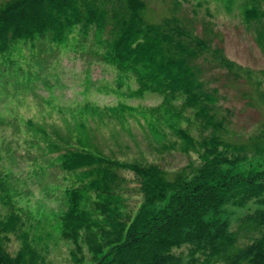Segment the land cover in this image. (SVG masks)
Listing matches in <instances>:
<instances>
[{
	"label": "trees",
	"instance_id": "16d2710c",
	"mask_svg": "<svg viewBox=\"0 0 264 264\" xmlns=\"http://www.w3.org/2000/svg\"><path fill=\"white\" fill-rule=\"evenodd\" d=\"M177 5L172 0L171 14L158 23L144 18V0H7L0 7V55L17 42L48 36L63 46L75 29L92 30L100 61L135 82L129 97H161L156 108L138 111L153 128L156 151L196 155L197 162L189 159L175 172L155 162L109 158L94 150L82 124L75 144L58 157L59 168L81 182L64 191L65 209L55 223L73 245L75 264H84L85 248L89 264H183L173 249L185 244L201 252L195 258L189 251L187 264H264V133L242 145L224 139L217 90L204 74L213 65L234 64L206 25L197 35L175 14ZM242 13L246 22L264 19L256 7L245 6ZM109 111L123 122L135 110L118 105ZM161 124L176 141L160 139ZM122 171L138 184L141 202L134 216L124 210L128 180ZM250 205L254 210L228 231L221 212ZM18 223L13 213L0 221V264H36L27 236L14 255L3 246L4 235L16 232Z\"/></svg>",
	"mask_w": 264,
	"mask_h": 264
},
{
	"label": "rangeland",
	"instance_id": "374dc122",
	"mask_svg": "<svg viewBox=\"0 0 264 264\" xmlns=\"http://www.w3.org/2000/svg\"><path fill=\"white\" fill-rule=\"evenodd\" d=\"M5 1L0 0V7ZM144 1L143 16L149 23L171 14L172 0ZM175 1V14L197 35H203L206 25L214 44L234 64L231 69L213 65L204 79L217 90L224 139L247 144L251 137L264 133V19L246 22L242 9L256 7L264 12V0ZM68 38L66 45L57 46L48 36L37 37L12 44L0 55V221L11 213L19 217L17 231L4 235L3 246L14 255L27 236L36 264H75L73 245L60 237L55 223L65 209L64 191L81 182L78 174L59 168L58 157L75 144L82 124L94 150L109 158L155 162L168 172L182 169L189 159L197 162L193 153L156 151L153 128L138 111L156 108L161 97L152 93L129 97L135 82L119 78L100 61L96 52L102 49L92 30L84 34L75 29ZM118 105L135 111L127 112L122 122L109 111ZM182 114L191 118L187 112ZM158 131L165 143L175 140L165 124ZM191 131L198 135L195 129ZM119 175L128 180L124 210L134 216L141 202L138 184L129 172ZM226 208L219 217L227 222L228 231H235L238 219L255 206ZM193 248L185 244L173 251L187 264L189 251L195 258L201 253H192ZM84 254V264H89L86 248Z\"/></svg>",
	"mask_w": 264,
	"mask_h": 264
}]
</instances>
